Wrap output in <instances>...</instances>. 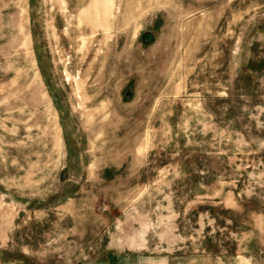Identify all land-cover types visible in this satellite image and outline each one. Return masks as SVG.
<instances>
[{
    "label": "rangeland",
    "instance_id": "obj_1",
    "mask_svg": "<svg viewBox=\"0 0 264 264\" xmlns=\"http://www.w3.org/2000/svg\"><path fill=\"white\" fill-rule=\"evenodd\" d=\"M148 259L264 264V0H0V264Z\"/></svg>",
    "mask_w": 264,
    "mask_h": 264
},
{
    "label": "crops",
    "instance_id": "obj_2",
    "mask_svg": "<svg viewBox=\"0 0 264 264\" xmlns=\"http://www.w3.org/2000/svg\"><path fill=\"white\" fill-rule=\"evenodd\" d=\"M155 263L158 264L157 261ZM109 264H111V262ZM112 264H118V261L116 260ZM140 264H154V263H153V260L148 259L147 261H142Z\"/></svg>",
    "mask_w": 264,
    "mask_h": 264
},
{
    "label": "water",
    "instance_id": "obj_3",
    "mask_svg": "<svg viewBox=\"0 0 264 264\" xmlns=\"http://www.w3.org/2000/svg\"><path fill=\"white\" fill-rule=\"evenodd\" d=\"M129 93V92H128Z\"/></svg>",
    "mask_w": 264,
    "mask_h": 264
}]
</instances>
